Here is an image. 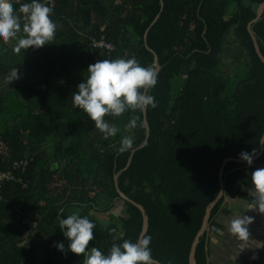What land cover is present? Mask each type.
Masks as SVG:
<instances>
[{
  "label": "trees",
  "instance_id": "1",
  "mask_svg": "<svg viewBox=\"0 0 264 264\" xmlns=\"http://www.w3.org/2000/svg\"><path fill=\"white\" fill-rule=\"evenodd\" d=\"M105 1L42 0L57 24L49 44L16 52L15 40L0 42V173L12 170L14 162H29L17 172L22 181L3 187L0 264H83L67 250L58 227L57 216L72 212L95 223L89 246L106 252L114 237L117 243L134 241L143 214L123 201L117 187L144 207L153 257L160 264H190L206 209L221 190L223 162L261 150L264 64L248 25L264 0H114L107 7ZM24 2L12 0L14 7ZM251 30L264 55V14ZM231 34L244 59L243 73L236 70L234 76L222 58ZM103 41L102 47L94 45ZM148 47L161 69L149 90L157 106L147 108L148 143L138 149L146 140L143 112L105 117L120 129L105 138L74 107L72 93L98 59L135 57L156 69ZM15 68L19 79L9 82ZM133 117L138 126L126 129ZM125 135L134 137V146L120 152ZM256 168H264V152L251 165L227 164L224 196L211 221L226 199L249 198ZM118 203L123 211L113 213ZM98 213H111L108 222ZM59 242L64 252L57 250ZM206 242L205 233L197 264H208Z\"/></svg>",
  "mask_w": 264,
  "mask_h": 264
},
{
  "label": "clouds",
  "instance_id": "2",
  "mask_svg": "<svg viewBox=\"0 0 264 264\" xmlns=\"http://www.w3.org/2000/svg\"><path fill=\"white\" fill-rule=\"evenodd\" d=\"M52 8L42 0H26L14 7L12 0H0V42L15 40L14 51L28 48L39 49L49 44L56 32L57 24L51 18ZM82 82L72 93V103L80 109L105 138L114 137L119 127L105 117H120L130 110L143 112L149 106H157L155 97L149 90L157 83L154 66H144L135 57L98 59L90 64ZM19 79L17 68L8 77L9 82ZM138 126L137 118H131L126 129ZM259 145L264 147V137ZM134 137L125 135L120 141V152L132 150ZM256 149L242 151L239 158L251 165ZM251 187L255 193L256 209H264V168L252 171ZM58 227L68 241L67 250L82 257L83 264H159L153 255L151 236L140 234L134 241L123 239L114 242L105 252L96 247L93 230L95 223L87 216L72 212L66 217L57 216ZM252 223L249 216H235L229 221V231L239 237L249 235L248 226ZM58 251L64 252L63 242L56 243Z\"/></svg>",
  "mask_w": 264,
  "mask_h": 264
},
{
  "label": "crops",
  "instance_id": "3",
  "mask_svg": "<svg viewBox=\"0 0 264 264\" xmlns=\"http://www.w3.org/2000/svg\"><path fill=\"white\" fill-rule=\"evenodd\" d=\"M114 0H106L105 6ZM6 43H9L6 42ZM243 57L239 48L236 50ZM246 193L249 198H228L221 211L209 224L206 231L208 264H264V209H256L255 193L250 186ZM249 216V235L239 237L229 231V221L235 216Z\"/></svg>",
  "mask_w": 264,
  "mask_h": 264
},
{
  "label": "water",
  "instance_id": "4",
  "mask_svg": "<svg viewBox=\"0 0 264 264\" xmlns=\"http://www.w3.org/2000/svg\"><path fill=\"white\" fill-rule=\"evenodd\" d=\"M163 5H164V3L162 2V6ZM263 14H264V2L261 3L257 7V9H256V17L249 23L248 29H249V31L251 33V36H252V40H253V44H254L256 53H257L258 57L260 58V60L264 64V55L261 52V49H260V46H259V43H258V40H257L256 36L253 34V32L251 30V26L254 23H256L263 16ZM159 17H160V15L157 16L156 20L151 24L150 28L159 19ZM150 28L147 30V32L145 34V40L147 39V34H148ZM148 49H150V48L148 47ZM153 53H154V57H155L156 72H157V75H158L159 72H160L161 66H160L159 61H158V56L156 55L155 52H153ZM143 116H144V118H143L144 119L143 120L144 121V125L146 127V140H145V142L138 149L143 148L144 146L147 145L148 139H149V136H150V126H149V123H148V120H147V108L143 111ZM263 137H264V135H263ZM263 152H264V147L261 146L260 152L255 155L252 163L256 162L262 156ZM131 161H132V157L130 158V160L128 162L127 168L130 166ZM229 162H237V163H241V164H247L245 161H242L241 159H236V158H228V159H226L223 162V165H222V167L220 169V172H219V179H220V184H221V190H220V193L218 194V196L208 205V207L206 209V214H205V217H204L203 226L199 230V232L197 233V235H196V237L194 239V242L192 244L190 258H189L190 264H197V262H196V251H197L198 244L200 242L201 237L206 233L209 224L211 223L210 222L211 221V213H212L213 208L220 201V199L224 196V189H223L224 171H225V167L227 166V164ZM115 181H116V185H117L118 175L115 176ZM117 191H118L120 197L123 199V201L130 202L131 204H133L134 206H136L141 211V213L143 214V229H142L141 234H146L147 231H148V227H149V217L146 214V211H145L144 207L142 205H140V204H137L133 200L129 199L118 187H117Z\"/></svg>",
  "mask_w": 264,
  "mask_h": 264
},
{
  "label": "rangeland",
  "instance_id": "5",
  "mask_svg": "<svg viewBox=\"0 0 264 264\" xmlns=\"http://www.w3.org/2000/svg\"><path fill=\"white\" fill-rule=\"evenodd\" d=\"M235 40V37L233 34L228 35L227 41H226V48L223 52L222 58L224 59V70L229 73V75L234 76L235 71L239 70L240 73H243L244 69L241 67L242 63L244 61L243 57H240L239 54H237L236 50L238 45L236 43H233ZM241 51V50H240ZM245 58V57H244ZM241 63V64H240ZM113 212L115 211L117 214L121 213L123 211V205L122 203L116 204L114 209L112 210ZM111 213H106V214H96V216L99 219H102L104 222L107 223Z\"/></svg>",
  "mask_w": 264,
  "mask_h": 264
},
{
  "label": "built area",
  "instance_id": "6",
  "mask_svg": "<svg viewBox=\"0 0 264 264\" xmlns=\"http://www.w3.org/2000/svg\"><path fill=\"white\" fill-rule=\"evenodd\" d=\"M47 2H50L51 0H46ZM105 43L104 41L101 43L96 42L94 45L96 47H102ZM108 49L113 50L114 49V45H107ZM29 162L27 161H17L14 162L13 164V169L7 172H1L0 173V201H2L3 199V187L7 182H12L18 179V181H22V178H17V172L19 171H25V166L28 164Z\"/></svg>",
  "mask_w": 264,
  "mask_h": 264
},
{
  "label": "flooded vegetation",
  "instance_id": "7",
  "mask_svg": "<svg viewBox=\"0 0 264 264\" xmlns=\"http://www.w3.org/2000/svg\"><path fill=\"white\" fill-rule=\"evenodd\" d=\"M113 212V211H112ZM113 213H116L115 211Z\"/></svg>",
  "mask_w": 264,
  "mask_h": 264
}]
</instances>
